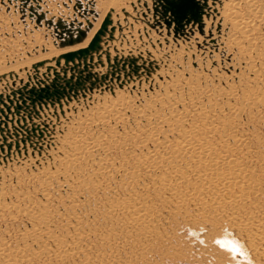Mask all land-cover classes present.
Here are the masks:
<instances>
[{
    "label": "bare ground",
    "instance_id": "obj_1",
    "mask_svg": "<svg viewBox=\"0 0 264 264\" xmlns=\"http://www.w3.org/2000/svg\"><path fill=\"white\" fill-rule=\"evenodd\" d=\"M21 1L23 3L19 10L26 12L28 8L32 11V16L37 17L38 24L43 20L44 25L49 24V27L55 28V32L61 33L62 36L87 30L89 22L94 23L95 27L100 18L96 19L100 13L84 5L88 0H77V10L73 18L67 19L61 15L48 19L46 12L36 10L37 4L42 7V0ZM153 1V7L157 9L156 15L162 16L161 25L167 26L164 19L172 22L168 28L171 41L162 43L164 40H151L155 47L161 45L162 50L172 48L173 44L178 42L187 45L196 43L199 50H219L224 44L221 19L224 11V19L234 31V36L230 39L232 46L237 49L239 56L249 62V82L255 84L264 94V48L261 49V41L257 36V32L264 26V0H228L227 5V0H192L197 6L196 12L199 16L195 17L193 13L181 19H176L175 13L164 6L168 0ZM118 5L124 14L123 20L117 9L110 7L101 26L85 47L46 58L45 65L40 69L43 72L48 69L44 77L26 82L17 89L3 92L0 90V165H8L22 158H44V155L47 156L49 151L53 150L47 169L49 177L56 179L55 183L62 191H81L85 185L88 194L106 193V198L111 204L114 199L110 196L111 190H115L111 186L105 188L107 184H103L102 179L112 178L113 183L118 181L117 183L127 186L129 195L113 204L114 209L104 207L107 211L102 213L106 219L114 212L113 215H122L123 221L130 223L133 231H146L150 234L166 230V225L176 215L190 222V225L194 223L197 226L196 222L199 221L204 229L207 228V237L232 239L241 249L250 253L253 263L264 264V225L257 228L254 217L240 220L236 212L241 206H255L257 198L254 200V197L263 192L264 158L261 157L264 154H256L260 167L256 162H251L254 155L245 133L238 131L236 128L239 126L233 124L248 111L263 112L264 96L255 92L244 94L240 90L241 93L238 90L237 94L230 93L229 99L236 94L237 105L227 103L226 113L223 107L215 104L212 94L208 95L203 104L200 102L201 104L196 106L195 103L193 108L182 99L178 106L171 104L166 107L168 109H165L161 116L154 111L150 112V116H144L150 126L148 135H143L141 131L144 128L139 125L137 115L142 111L133 109L129 96H120L115 100L110 98L101 105L100 112L94 117L98 127L104 125L107 128L108 124H111L107 136L104 134L107 143L102 138L97 139L98 136L97 140L90 141L86 136L80 135L77 129L81 126L76 127L74 134L77 135L66 134L61 141L68 130L71 113L74 111L77 114L78 106L87 104L95 97L103 98L106 94L116 96V92L127 90L131 86L139 92L147 91L146 87L150 81L161 79L167 69L162 65L163 60L166 61L164 55L147 51L144 47L132 48L128 45L126 48L124 42L133 37L130 31L133 16L122 0L115 1V7ZM25 14L27 15V12ZM91 15L93 17L89 19ZM78 17L84 19L85 23ZM89 33L83 40L61 49L85 43ZM69 54H74V57L67 58ZM150 87H153L152 84ZM204 91H210L209 85H206ZM131 92L133 93L132 90ZM239 100L248 103L247 107L240 105ZM154 105L150 103L145 105V108L154 110ZM127 115L131 116L129 122L134 130L131 134H127L121 125ZM120 136L138 145L136 154L130 160L115 161L109 158V145L119 143ZM84 166L94 167L93 176L89 173L90 177L84 178ZM147 187L154 188L155 194L170 207L156 211L152 207L153 197L142 192ZM43 195L45 200L49 198V194ZM5 197L0 194V218L6 217L7 212L15 211L19 215L24 212L36 218H33L34 223H28L29 226L22 232L24 247L13 249L11 243L2 239L0 264H33L38 255L49 261L55 256L61 264L70 260L74 253L84 249L83 236L75 230L70 229L60 237L47 236L45 222L41 218L43 216L39 215L35 205L22 211L18 203ZM75 211L79 212V209ZM204 214L209 216L211 225L202 218ZM44 219L48 220L49 217L45 216ZM230 222L234 225L229 224ZM76 223L77 219L72 217L67 222L72 227ZM121 224L124 225L123 222ZM217 225L223 227L222 232H218ZM165 242L166 240L162 239L158 243ZM82 257L85 264H93V258L89 254L84 253Z\"/></svg>",
    "mask_w": 264,
    "mask_h": 264
},
{
    "label": "rangeland",
    "instance_id": "obj_2",
    "mask_svg": "<svg viewBox=\"0 0 264 264\" xmlns=\"http://www.w3.org/2000/svg\"><path fill=\"white\" fill-rule=\"evenodd\" d=\"M115 1L117 0H88L84 2V5H87L89 9H95L100 13L99 15L96 14V19L100 18L96 22L95 27L94 23L89 22L90 24L87 30H83L85 33L84 37H86L89 31L94 27L89 33L85 43L73 48L61 49L71 45L64 44V42H66L68 38L77 37L80 31H76L72 36H62L60 35L61 33L58 34L55 32V28L52 29L49 27V24H46V22V25H44L43 20L41 24H38L37 17L32 16V11L28 8V11L25 10L27 15L25 14L26 12L19 10L23 3L21 0H0V90L3 92L4 90L17 89L18 87H22L26 82L39 79L38 77H44L46 75L45 73H48V69L46 68V72H43L41 68L45 65L46 58L60 55L61 52L85 47L89 43L92 35L101 26V22L111 9L110 7L122 11L118 7H115ZM124 1L125 5H131V13L133 16L130 29L133 37L129 40L130 43L129 41L124 43L132 48L135 46V48L144 47L147 51H156L159 55H164L166 61L163 60L162 65L167 69L164 70L161 79L150 81L149 85L146 87L147 91L139 92L136 89L133 90L131 86L127 90L116 92V96L106 94L103 98L101 96L95 97L91 101H88L87 104L83 103L78 106L77 114L74 111L71 113L72 117L67 125L68 130L64 133L65 136H62L63 138L60 137V139L62 138L61 141L64 140L66 134H68V136L77 135L74 134V132H76V127L81 126L77 129V133H80V135L86 136L90 141L102 138V140L107 143L106 136L110 130L111 124H108L107 128L106 126L104 127V125H102L103 127H98L94 121V117L100 112L101 105L110 98L115 100V98L120 96H129L130 100L133 102V109L142 111L137 117L139 119V125L144 128L141 132L143 135H148L147 133L150 126L148 122L145 121L144 116H150L151 111L161 116L165 109H168L166 107L171 104L176 107L179 102H182V99L193 108L195 103L197 104L196 106H199L202 102L204 103L209 94H212L215 104L223 107L226 113V104L235 103L237 90L244 94H253L255 92V94L258 93L260 96H264L260 88L249 82V62H247L243 56H239L237 49L232 46L230 39L234 36V31L225 21L224 11L221 14V19L223 21L222 33L224 34L222 40L224 44L219 47V50L210 48H207V50H199L197 44L193 42L191 45L182 44L184 42L174 43L172 46L173 49L167 47L162 50L160 47L161 45L155 47L151 43V40L153 38L160 41L164 40L162 43L171 41L168 28H170L169 25L171 26L172 22L164 19V23L167 26L163 27V25H161L160 20L162 16L156 15L157 9L153 7V0ZM76 2L77 0H42V7H39L37 3H35L37 4V6H35L36 10L39 12H46L48 19L53 17L57 18L60 15L67 19L73 18L77 10L75 7ZM227 2L228 0L225 4ZM32 3L34 2L32 1ZM175 3H177V6H179L181 10L186 12L185 15L193 14L197 10V6L192 0H168L165 1L164 6L172 10L174 7L173 4ZM133 12L135 13L133 14ZM92 17L93 15L89 16V19ZM78 19L85 23L84 19H80L79 17ZM155 32H157L158 35ZM257 36L260 38V47L262 49L264 48V46L262 47V45H264V26L257 32ZM162 37L163 39H161ZM150 47L152 48L149 49ZM189 49L192 51L189 52ZM177 51L179 52L177 53ZM165 56L167 57L165 58ZM151 84L153 87H150ZM206 85H209L210 88L208 92L204 91ZM216 91L222 92L217 93ZM230 93L236 94L229 99ZM150 103L155 104L154 110L145 108V105ZM235 104L237 105V103ZM239 104L245 107L248 105V103H243L241 100H239ZM127 117L128 115L124 117L121 125H123L124 128L122 129L126 130L127 134H131L134 133V130H132L130 126L131 116ZM235 121L233 123L234 126H239L236 129L245 133L247 143L251 146L252 154L254 155V159H252L251 162H256L255 164L260 167L261 165L259 164L256 154H259V152L264 154V111L259 113L257 111H253V113L248 111L245 116ZM123 138V136H120L119 139L121 140L117 143L118 145H109L108 143L109 158L111 160H130L131 157L136 154L138 145H135V143L131 142L129 139ZM52 151L53 150H50L47 156L44 155V158H22L8 165H0V194L5 195V198L9 201L12 200L16 204L18 203L17 205L22 208V211L23 209L29 210V206L35 205L38 208L39 215L43 216L41 218L45 222L47 236L60 237L70 229L75 230L80 236H83L84 249L74 253V256L71 257L70 260L61 264H85L82 257L84 253L89 254V256L93 258V264H255L251 261L250 253L241 249L234 240L221 238V240L227 242L228 245L226 247H221L215 243L218 239L207 237V228L204 229L199 221L196 222L197 226H195L194 223H191V226L190 222L176 215L172 217L174 219L171 218L168 222L166 230L151 234L146 231H137L139 234L137 235V232L133 231L134 229L131 224L123 221L122 215L116 216L113 215V212L109 215V218L106 219L104 215L107 211L106 209H114L113 204L122 201V197H127L129 195L130 191L127 186L117 183L118 181L113 183L114 181L111 180L112 178L102 179L103 184H109L108 186L105 185V188L111 186L113 187L112 189L115 190H111L112 194L110 196L114 198L111 204L106 198V193L94 192L88 194L85 191L87 189L85 185L82 186L81 191L75 192L72 189L62 191L57 187L55 183L56 179L49 177L47 168ZM59 155H61V152H59ZM261 158H264V155H262ZM84 170V178L93 176L92 173L95 171L94 167L85 166ZM89 173L91 174L90 176ZM49 183L52 184V186ZM262 190L263 192L260 193L258 197H254V200L257 198L254 203L255 206H247L246 208L241 206L239 210H236L240 220L254 217V221H257L255 225L257 228L264 225V182ZM142 192L145 195L153 197L152 207H154L156 211L160 212L170 207L168 204H164L162 202L163 199H160L159 196L155 194L154 188L147 187L143 189ZM45 193L49 194V198L46 200L43 195ZM105 206L106 209L104 208ZM75 209H79V212L75 211ZM7 213L8 214L5 215L6 217L0 218V242L3 239L9 244L11 243L10 245H12L13 249H18V247L22 248L24 247L23 238H21L24 233L22 232H25V228L29 226L28 223H30V225L34 223L33 218H36V216H28L24 212L19 215L16 211ZM45 216H48L49 219L45 220ZM71 217L77 219V223L74 227L67 224ZM202 218L210 225L212 224L208 215L204 214ZM122 222L124 225L121 224ZM229 224L234 225L232 222ZM201 228L203 229L201 230ZM217 228L218 232L223 231L222 226L217 225ZM162 239L166 240L167 243H158ZM38 256L33 264H59L55 256L51 257V261H49V259H47L48 261L44 260Z\"/></svg>",
    "mask_w": 264,
    "mask_h": 264
},
{
    "label": "water",
    "instance_id": "obj_3",
    "mask_svg": "<svg viewBox=\"0 0 264 264\" xmlns=\"http://www.w3.org/2000/svg\"><path fill=\"white\" fill-rule=\"evenodd\" d=\"M170 1H175V0H170ZM173 6L174 7H173L172 11L175 13L176 18H178V19L183 18L185 16L186 12L183 11V10H181L179 8V6H177V3L173 4ZM194 14H195V17H198L199 16V14L196 11L194 12ZM84 35H85L84 31L80 30V33H79V35L77 37H75V38H68L66 40V42H64V44H73L76 41H80V40L83 39ZM70 36H72V35L70 34ZM73 57H74V54H69L67 56V58H69V59H72Z\"/></svg>",
    "mask_w": 264,
    "mask_h": 264
},
{
    "label": "crops",
    "instance_id": "obj_4",
    "mask_svg": "<svg viewBox=\"0 0 264 264\" xmlns=\"http://www.w3.org/2000/svg\"><path fill=\"white\" fill-rule=\"evenodd\" d=\"M123 5L125 6V1L124 0H123ZM127 7L129 8V11L131 12L132 7H130L129 5H127ZM118 8L121 9V7H119V6H118ZM117 13L121 14V19L123 20V18H124L123 12L122 11H118V9H117ZM115 20L117 21V18ZM126 33H127V31H126ZM126 48H127V45H126Z\"/></svg>",
    "mask_w": 264,
    "mask_h": 264
},
{
    "label": "snow or ice",
    "instance_id": "obj_5",
    "mask_svg": "<svg viewBox=\"0 0 264 264\" xmlns=\"http://www.w3.org/2000/svg\"><path fill=\"white\" fill-rule=\"evenodd\" d=\"M215 243H217L218 245H220L221 247H226L228 246L227 245V242H225L224 240H216Z\"/></svg>",
    "mask_w": 264,
    "mask_h": 264
}]
</instances>
